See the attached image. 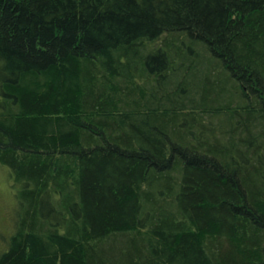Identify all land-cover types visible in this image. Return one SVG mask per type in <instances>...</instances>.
Instances as JSON below:
<instances>
[{"label": "trees", "instance_id": "16d2710c", "mask_svg": "<svg viewBox=\"0 0 264 264\" xmlns=\"http://www.w3.org/2000/svg\"><path fill=\"white\" fill-rule=\"evenodd\" d=\"M0 166V264H264V0H0Z\"/></svg>", "mask_w": 264, "mask_h": 264}, {"label": "rangeland", "instance_id": "374dc122", "mask_svg": "<svg viewBox=\"0 0 264 264\" xmlns=\"http://www.w3.org/2000/svg\"><path fill=\"white\" fill-rule=\"evenodd\" d=\"M16 187L8 171L0 166V252L7 247V241L13 231L14 209L16 207Z\"/></svg>", "mask_w": 264, "mask_h": 264}, {"label": "flooded vegetation", "instance_id": "af4514ba", "mask_svg": "<svg viewBox=\"0 0 264 264\" xmlns=\"http://www.w3.org/2000/svg\"><path fill=\"white\" fill-rule=\"evenodd\" d=\"M1 217H2V211H1V209H0V221H1Z\"/></svg>", "mask_w": 264, "mask_h": 264}]
</instances>
